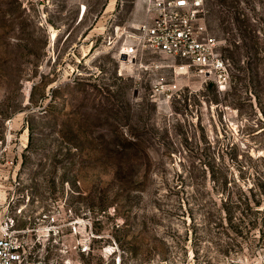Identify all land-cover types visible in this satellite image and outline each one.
<instances>
[{
  "label": "rangeland",
  "instance_id": "374dc122",
  "mask_svg": "<svg viewBox=\"0 0 264 264\" xmlns=\"http://www.w3.org/2000/svg\"><path fill=\"white\" fill-rule=\"evenodd\" d=\"M52 3L42 21L32 1L0 0V240L12 264H264V0H204L230 62L224 89L180 58L119 57L110 40L149 19L147 0ZM224 181L261 201L242 236L182 214V200L198 209L195 196L218 199Z\"/></svg>",
  "mask_w": 264,
  "mask_h": 264
},
{
  "label": "built area",
  "instance_id": "2783aa9c",
  "mask_svg": "<svg viewBox=\"0 0 264 264\" xmlns=\"http://www.w3.org/2000/svg\"><path fill=\"white\" fill-rule=\"evenodd\" d=\"M29 1L38 18L47 21L45 7L50 8L53 0ZM147 12L149 19L122 32L120 43L110 40L114 47L118 44L119 57L131 61L152 50L180 58L196 75L208 76L220 89L226 88L231 81L230 62L219 53V42L209 32L204 0H147ZM174 88L176 84H169L168 90ZM8 245L6 239L0 240V257L8 256L3 264H12L19 256L14 251L6 252Z\"/></svg>",
  "mask_w": 264,
  "mask_h": 264
},
{
  "label": "trees",
  "instance_id": "16d2710c",
  "mask_svg": "<svg viewBox=\"0 0 264 264\" xmlns=\"http://www.w3.org/2000/svg\"><path fill=\"white\" fill-rule=\"evenodd\" d=\"M261 103V110L264 114V107ZM227 181L221 182L219 185L214 187L215 196H195L196 201L199 203V208H192L188 200H182V205L185 206L182 211L183 216H189L191 221L196 224L198 220H201L204 227H209L214 223L224 227H230L235 230L240 236L243 235L242 228L254 229L257 227L258 220H246L247 213L253 209L254 206L260 205V200H255L250 197L247 191L240 187V192L230 191L227 187ZM188 203V204H187ZM187 204V205H186ZM236 212H239L240 216L238 223L235 224ZM198 213V217L196 216ZM229 224V226H228Z\"/></svg>",
  "mask_w": 264,
  "mask_h": 264
},
{
  "label": "bare ground",
  "instance_id": "6f19581e",
  "mask_svg": "<svg viewBox=\"0 0 264 264\" xmlns=\"http://www.w3.org/2000/svg\"><path fill=\"white\" fill-rule=\"evenodd\" d=\"M56 36H57V32L56 31H53L52 33H51V38L53 39V38H56Z\"/></svg>",
  "mask_w": 264,
  "mask_h": 264
}]
</instances>
